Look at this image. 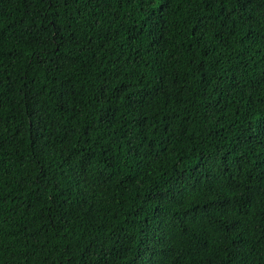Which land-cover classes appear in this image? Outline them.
<instances>
[{"label":"trees","instance_id":"obj_1","mask_svg":"<svg viewBox=\"0 0 264 264\" xmlns=\"http://www.w3.org/2000/svg\"><path fill=\"white\" fill-rule=\"evenodd\" d=\"M0 264H264V0H0Z\"/></svg>","mask_w":264,"mask_h":264}]
</instances>
